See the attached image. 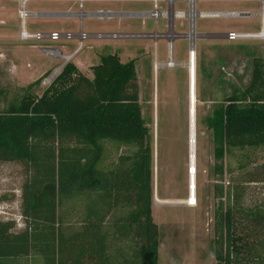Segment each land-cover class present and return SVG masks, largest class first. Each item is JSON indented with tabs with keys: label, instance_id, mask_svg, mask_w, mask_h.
Instances as JSON below:
<instances>
[{
	"label": "rangeland",
	"instance_id": "obj_1",
	"mask_svg": "<svg viewBox=\"0 0 264 264\" xmlns=\"http://www.w3.org/2000/svg\"><path fill=\"white\" fill-rule=\"evenodd\" d=\"M22 2L0 0V108H7L38 81L39 85L32 91L36 96H42L58 71L68 63L75 64L82 74L92 78L91 67L98 65L102 56L117 53L124 63L134 61L152 152V212L159 228V264H216L215 224L219 213L230 207L264 210V148L236 150L223 161H217L214 158V135L208 127V119L226 95L245 87L250 79L252 60L264 58V45L255 38L229 41L225 36L215 34L226 35L231 31L262 34L259 27L260 21H264V9L261 10L264 2L197 0L195 12L198 14L224 10L247 13H239L236 19L231 20L195 17L193 40L196 60L193 68L188 66L190 42L187 38L173 39V58L168 56V39L108 41L90 38L80 47L78 39L52 42L20 38L22 30L19 26L25 22V30L29 34H78L80 31L79 18L36 17L37 13L43 12L78 13L80 7L75 0H28L26 6ZM158 7L159 12L170 10L166 0H160ZM22 9L28 14L26 21L20 18ZM172 9L187 13L190 11L189 2L176 0ZM107 10L115 13L152 12L154 4L129 0H89L83 4L84 13ZM183 23L181 27L180 21H175L176 34L190 32L189 23ZM166 24V21L159 20L156 28L153 21L123 18L101 21L86 17L82 21L84 32L90 35L152 34L156 31L164 34L167 32ZM155 62L161 65L155 68ZM168 63L174 66L171 68ZM133 155L130 149L107 144L102 167L110 169L121 156L133 158ZM190 167L194 170V182ZM26 179L27 174L20 164L0 163V196L8 199L0 204V220L14 224V233L26 228L21 209ZM191 183L195 186L196 205L193 207L178 202L190 199L193 193ZM236 190H241L242 194L238 204L233 199ZM156 198L163 203L156 202ZM132 210L128 204L120 205L108 224L125 218ZM78 213L74 215V222L79 228L81 216ZM105 235L111 264H120L126 253L141 246L140 240L120 237L110 226L106 228ZM29 264L42 262L33 255Z\"/></svg>",
	"mask_w": 264,
	"mask_h": 264
},
{
	"label": "trees",
	"instance_id": "obj_2",
	"mask_svg": "<svg viewBox=\"0 0 264 264\" xmlns=\"http://www.w3.org/2000/svg\"><path fill=\"white\" fill-rule=\"evenodd\" d=\"M250 68L245 87L226 95L208 119L217 161L236 150L264 148V58H254ZM91 72L89 78L68 63L42 96L32 91L38 81L0 108V163L20 164L27 174L21 206L26 228L14 233V224L0 220V264H29L33 255L42 264H111L109 226L141 241L120 264H159L152 152L136 64L110 54ZM107 144L130 149L134 157L121 156L104 169ZM7 200L0 196V204ZM124 204L131 213L108 224ZM214 258L216 264H264V210L221 211Z\"/></svg>",
	"mask_w": 264,
	"mask_h": 264
},
{
	"label": "built area",
	"instance_id": "obj_3",
	"mask_svg": "<svg viewBox=\"0 0 264 264\" xmlns=\"http://www.w3.org/2000/svg\"><path fill=\"white\" fill-rule=\"evenodd\" d=\"M36 1V0H35ZM80 7V12L78 13H71V12H43V13H37L36 17L39 18H79L77 14L81 13L85 15L84 17L79 18L80 19V31L78 34H72V33H58V32H51V33H36V34H29L27 31L22 34L23 39H33V40H48L52 42H64V41H72L74 39H78L80 43V47H82V43L85 40H88L90 38H95L98 40H146V39H153V40H160V39H168L169 40V46L168 49L172 50V41L176 38H187L190 42V48L188 51V58L192 59L194 55H196V47H195V40L190 39V33L192 31V27H195V20H192L188 13L191 12L192 6L195 4L197 0L192 3L191 0H187L189 2V12H175L173 11V5L176 0H166L168 6L170 7V10L166 12H159L158 9V3L160 0H129V1H140V2H151L154 4V11L152 12H127V13H115L112 11H98V12H89L84 13L83 12V4L87 2L88 0H75ZM220 1H226V0H220ZM28 0H23V6H26V3ZM172 11V14L170 12ZM210 13H201L202 18H208V15ZM91 18V19H98V20H112L114 18H123V19H142L144 20H153L156 28L159 20H164L167 22L166 29L167 32L164 34H159L157 31L152 34L147 33H119V34H95L90 35L84 32L82 21L84 18ZM23 19V18H22ZM52 19V18H51ZM175 21H180V26L182 27L184 24L183 22L187 21L189 23V29L190 32L186 34H176L174 32L175 29ZM173 33V35H171ZM249 34H240L231 32L225 35L226 39L229 41H238V40H244L247 39V36ZM260 35V34H259ZM75 54V53H74ZM73 54V55H74ZM72 56H70L71 58ZM69 58V57H67ZM66 58V59H67Z\"/></svg>",
	"mask_w": 264,
	"mask_h": 264
},
{
	"label": "crops",
	"instance_id": "obj_4",
	"mask_svg": "<svg viewBox=\"0 0 264 264\" xmlns=\"http://www.w3.org/2000/svg\"><path fill=\"white\" fill-rule=\"evenodd\" d=\"M240 1H242V0H226V1H220V2H231V3H235V2H240ZM261 3L262 2H264V0H259ZM264 9V6H262L261 7V10H263ZM131 12H134V11H131ZM201 13H208V11H201V12H199V14H201ZM212 13V15H218V16H216V17H208V18H202L200 15L198 16V19H202V20H205V19H224V20H231V19H236L237 18V15L239 14V13H247V12H239V11H234V10H224V11H215V12H211ZM147 21H153V20H146V22ZM153 23H154V21H153ZM145 23H143L142 24V26L143 27H145V25H144ZM184 24V23H183ZM184 26V25H183ZM182 26V27H183ZM20 27H22V25H20L19 26V28ZM260 30H262V34H260V36H259V38H255V39H258V41L261 43H263V45H264V21H260ZM20 31H21V29H20ZM231 32H234V31H231ZM230 32V33H231ZM216 36H219V37H223V36H225V35H220V34H215ZM214 35V36H215ZM210 36V35H209ZM18 37H20V34H19V36ZM21 38V37H20ZM80 52H78V53H76V55H78ZM117 54V53H116ZM119 55V54H118ZM168 56H169V58H173L174 57V51H173V48H172V50L170 51L169 49H168ZM119 57H120V55H119ZM75 65V64H74ZM158 65H161V64H159L158 62H155V68H158ZM177 65H179L180 67H181V65H183V64H177ZM60 70L58 71V75L60 74ZM57 75V76H58ZM56 77V76H55ZM55 79V78H54ZM191 121L193 122V118L191 117ZM192 124V123H191ZM191 182V181H190ZM190 193H191V190H190ZM195 196V195H194ZM185 202L186 200H180V201H178L179 203H181V202ZM184 205H187V204H184ZM187 206H189V205H187ZM189 207H193V206H189Z\"/></svg>",
	"mask_w": 264,
	"mask_h": 264
},
{
	"label": "bare ground",
	"instance_id": "obj_5",
	"mask_svg": "<svg viewBox=\"0 0 264 264\" xmlns=\"http://www.w3.org/2000/svg\"><path fill=\"white\" fill-rule=\"evenodd\" d=\"M89 1V0H88ZM192 1V3H194L196 0H191ZM20 18L22 19V20H24V21H26L25 19L28 17V14L26 13V11H24L23 9L22 10H20ZM188 15H189V17L192 19V20H195V17H198L199 15L201 16V14H198V13H196L195 12V9H194V5L192 6V9H191V12L190 13H188ZM77 16L79 17V18H81V17H84L85 15H83V14H81V13H79V14H77ZM216 16H218V15H212V14H209L208 15V17H216ZM26 23V22H25ZM25 23H23L22 24V27H21V32H20V36H21V38H22V34H24V32L26 31L25 30ZM259 36L260 35H255V34H253V35H248L247 36V38H259ZM190 39H194L193 37H195V33H194V27H192V32L190 33ZM194 59L196 60V55H194L193 56V58L192 59H189V63H188V66H191L192 68H193V61H194ZM168 66H170L171 68L174 66L173 65V63H168ZM189 72V71H188ZM193 111V110H192ZM189 146L191 147V140H190V144H189ZM191 154H192V151H190V159H191ZM190 171H191V174H192V182H194L193 180H194V170H193V167L191 168L190 167ZM189 171V172H190ZM191 189L193 190V193L190 195L191 197H190V199L189 200H187L186 202H181L182 204H187V205H189V206H195L196 205V199H195V196H194V189H195V186H194V183H191ZM156 202H158V203H163L162 201H160L158 198H156Z\"/></svg>",
	"mask_w": 264,
	"mask_h": 264
},
{
	"label": "water",
	"instance_id": "obj_6",
	"mask_svg": "<svg viewBox=\"0 0 264 264\" xmlns=\"http://www.w3.org/2000/svg\"><path fill=\"white\" fill-rule=\"evenodd\" d=\"M190 113H191V115H192V101H191V110H190ZM192 117V116H191Z\"/></svg>",
	"mask_w": 264,
	"mask_h": 264
}]
</instances>
